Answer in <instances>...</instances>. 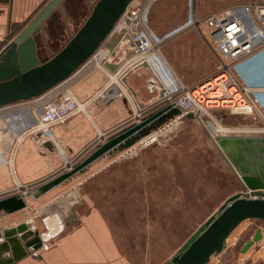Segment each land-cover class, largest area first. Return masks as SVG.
I'll use <instances>...</instances> for the list:
<instances>
[{"label": "rangeland", "instance_id": "1", "mask_svg": "<svg viewBox=\"0 0 264 264\" xmlns=\"http://www.w3.org/2000/svg\"><path fill=\"white\" fill-rule=\"evenodd\" d=\"M95 1H79L75 16L67 11L65 20L59 10L55 11L57 20L52 31L46 32L47 39L56 41L53 51L61 48L68 41L69 32L73 34L80 27L89 14L88 5L91 7ZM186 1L192 7L193 14L203 18L226 6L252 0ZM79 5L82 7L81 10L78 9ZM186 15L185 0H160L151 12L148 25L159 32L162 53L163 46L171 37L169 36L171 31L181 30L173 37L175 42L169 45L168 53L176 60L181 70L185 68L183 65L185 62L195 64L193 70L186 72L189 76H193V72L200 74L199 65L202 62L201 68L204 73L202 78L206 79L212 76V73L216 74L219 60L216 55L213 57L211 48L208 49L207 45L203 47L202 55H200L196 45L191 46L186 40L178 38L194 30L188 25L191 15L189 19H185ZM186 20L188 21L184 22ZM162 33L165 34L162 35ZM191 40L198 39L193 37ZM235 74L244 85L263 82L264 61L251 63L246 68L236 70ZM180 81L183 86H186L184 81ZM113 92V95L118 98V88L117 90L114 88ZM152 111L153 109L146 111L141 115V119ZM207 115L209 117L204 119L208 122L216 119L231 126L262 124L259 118L230 115L221 110L209 111ZM124 123L100 137L97 141L100 146L110 136L129 128L137 121L135 117H130ZM155 134L154 141L148 144L139 141L122 154L102 161L97 160L93 165L94 172L97 170L102 172L91 178L86 185H79L81 186L80 194L85 192L89 195L92 202L89 200L88 202L99 210L107 222L115 243L125 255V264L127 262L168 264L184 242L217 211L229 196L242 192L244 183L240 179L238 167L263 178L264 181V148L254 152L249 150L242 152V158L235 161L233 155L215 144L195 115H185L177 125L164 126ZM98 149L99 146L93 148L90 153ZM67 162L71 164V170L77 163L76 160L70 159H67ZM63 167L62 171L68 172L64 164ZM82 178L83 176L77 180L82 183ZM75 209V213L71 215L78 220L76 211L83 215L89 208L87 205L80 204ZM19 213L17 211L11 213V216H7L5 220L24 216V213L22 215ZM78 222L74 227L78 225ZM35 223L31 220L33 227ZM263 226L258 220L242 222L230 235L225 249L211 258L208 264H264L261 260L264 254V238L260 243L242 252L256 229H261ZM4 252L6 251H0V257Z\"/></svg>", "mask_w": 264, "mask_h": 264}, {"label": "water", "instance_id": "2", "mask_svg": "<svg viewBox=\"0 0 264 264\" xmlns=\"http://www.w3.org/2000/svg\"><path fill=\"white\" fill-rule=\"evenodd\" d=\"M66 0H46L35 13L16 25L0 40V109L17 102L38 98L69 78L100 48H103L102 66L113 72L120 64L135 55L136 43L127 32L113 30L131 0H96L80 27L55 53H49L45 25L59 10L65 20ZM10 3L11 0H0ZM43 52L47 56H42ZM138 110L156 104L167 95V89L151 65L143 60L129 68L120 78ZM147 92V93H145ZM111 93V91H110ZM181 115L179 107L165 106L144 116L139 122L122 130L102 144L95 154L64 177L82 175L95 157L102 160L122 154L139 141L156 133ZM235 161L242 152L264 148V138H222L218 141ZM101 160V161H102ZM244 187L242 192L229 196L177 250L168 264H208L221 253L230 235L245 221L258 220L264 225V181L238 167ZM247 191L250 195H247ZM24 207L14 195L0 200V210L8 213ZM52 224L43 218L45 230L41 233L24 222L0 233V251H10L11 258L0 264H12L30 252L38 251L43 243L51 241L74 227L77 219L65 220L55 215ZM16 235H19L18 237ZM264 236L256 229L242 252L260 243Z\"/></svg>", "mask_w": 264, "mask_h": 264}, {"label": "crops", "instance_id": "3", "mask_svg": "<svg viewBox=\"0 0 264 264\" xmlns=\"http://www.w3.org/2000/svg\"><path fill=\"white\" fill-rule=\"evenodd\" d=\"M45 1L11 0L10 3L0 2V40L16 25L31 17ZM159 1L155 0L149 5L147 9L148 19H151V12ZM185 2L187 7L185 19H189L194 12H192V7L186 0ZM87 8H90L89 5ZM148 24L149 20L147 28L150 34L157 40H161V36L158 35L159 32ZM175 30L177 29L171 31V33ZM169 32L170 30L168 34ZM164 34L162 33V35ZM174 36H171L163 46L162 55L166 57H162L167 61L171 73H174L172 75L178 81H184L187 87H191L204 79L202 78L204 76V73H202L203 68H201L202 62L199 65V69H201L199 75L198 72H196L197 74L193 72V76L186 73L194 69L195 64L192 62H185L183 64L185 68L182 70L178 68L176 60L167 51L169 45L175 42ZM193 37L199 41L191 40ZM178 38L186 40L191 46L196 45V49L200 50V55H202L205 45L210 49L209 45L206 44L207 40L204 33L195 29ZM47 42L50 54L60 49H54L53 51L56 41L51 38H48ZM210 52L213 57L216 55L219 60L216 52L211 49ZM42 56H47V53L43 52ZM106 80V77L93 60L89 59L78 68L63 84L73 87L74 93L80 102L89 100L91 105L87 112L78 114L67 122L53 127L52 138L42 136L40 140L39 138L29 137L17 151L14 174L10 170L0 167V192H9L8 197L15 195L20 202L24 203V207L19 211L17 210L20 215L24 213V216L9 221H6L5 218L7 219V216H11V213L14 212L8 213L2 209L0 210L1 229L14 227L21 222H28L32 226V220L36 222L34 228L41 233L45 230L42 223L43 218L49 219L52 224L54 221L53 216L57 215L65 220L72 216L73 212L75 213L77 205L83 204L89 208L83 215L76 211L78 215L76 216L79 218L78 225L59 237L45 242L47 244L46 249L30 252L12 264H125V255L115 243L107 222L103 219L99 210L88 202V200L92 202L89 195L85 192H82V195L80 194L81 186L79 185H86L91 178L102 172L100 170L94 172L93 169L94 163L97 160H102V155L91 160L82 175L67 178L64 177L65 170L62 171L64 169V159L76 160L75 167L80 165L95 154V152L90 153V151L95 147H100L97 142L100 137L107 135L109 130L124 125L126 119L143 115L149 109L156 108L160 102L145 108L146 110H138L128 92L120 91L118 92V98H116L113 95L114 92L111 90L110 93L109 89L106 91V95L101 97L99 94L105 90ZM60 86L61 84L55 86L36 99L7 105L0 109V113L5 114L15 110L30 111L53 96ZM115 135L117 133L109 138ZM88 173L90 174L87 175ZM81 176H83L82 183L77 180ZM19 184L27 186L26 196L16 193ZM32 205H34L35 210H32L33 212L30 210ZM1 241L2 239H0ZM9 258H11V252L6 251L0 257V260H8ZM261 260L264 262V254ZM127 264L131 263L127 262Z\"/></svg>", "mask_w": 264, "mask_h": 264}, {"label": "built area", "instance_id": "4", "mask_svg": "<svg viewBox=\"0 0 264 264\" xmlns=\"http://www.w3.org/2000/svg\"><path fill=\"white\" fill-rule=\"evenodd\" d=\"M153 1L155 0H131L113 29L118 33L127 32L130 35L136 43L135 55L120 64L113 72H109L102 66L104 58L102 47L90 57L107 79L105 90L99 95L102 97L106 95L107 90L114 91V88L116 90L118 88L119 92L127 93L120 78L129 68L145 60L167 89V95L153 111L165 106L179 107L181 110V115L174 118L166 127L177 125L182 117L192 114L206 128L215 144H218L222 138H264V81L244 85L235 74L236 70L246 68L251 63L264 61V0L232 4L203 18L192 15L188 22L189 27L204 33L209 47L218 54L219 65L216 74L191 87L183 86L172 75L162 57L161 40L154 38L147 28V9ZM179 31L181 32L177 29L169 36L176 35ZM63 82L53 96L30 111L15 110L10 113H0L1 168H6L14 174L17 151L29 137L40 140L42 136L52 138L53 127L87 112L91 105L89 100L80 102L73 87ZM212 110L226 111L230 115L259 118L262 124L231 126L216 119L208 122L204 118L209 117L207 112ZM135 119L139 122L141 115H137ZM155 135L154 133L141 140V143L148 144L154 141ZM64 166L67 171L71 170V164L67 162V159H64ZM27 192V186L19 184L16 188V193L22 196H26ZM247 195H250L248 191ZM8 196L9 192H0V200ZM30 210H34L32 206ZM29 227L34 228L30 225ZM6 229L10 228L1 229L0 226L1 231ZM261 233L264 236V226L261 228ZM41 248L46 249L47 244L43 243Z\"/></svg>", "mask_w": 264, "mask_h": 264}, {"label": "flooded vegetation", "instance_id": "5", "mask_svg": "<svg viewBox=\"0 0 264 264\" xmlns=\"http://www.w3.org/2000/svg\"><path fill=\"white\" fill-rule=\"evenodd\" d=\"M79 1H81V0H66L63 4L65 13H67V11H68L69 13H72V16L73 15L75 16V14L77 13V11H76L77 6L76 5L78 4ZM84 2H85V0H84ZM78 9L81 10L82 7H80V5H79ZM56 20H57V14L54 13L53 16H51V18L48 20L47 24L45 25V32L52 31V29H53L52 27H53L54 23L56 22Z\"/></svg>", "mask_w": 264, "mask_h": 264}]
</instances>
